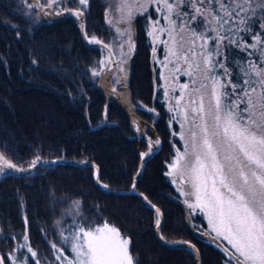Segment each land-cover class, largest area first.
Here are the masks:
<instances>
[{
	"label": "trees",
	"instance_id": "1",
	"mask_svg": "<svg viewBox=\"0 0 264 264\" xmlns=\"http://www.w3.org/2000/svg\"><path fill=\"white\" fill-rule=\"evenodd\" d=\"M180 11L189 14L180 18L189 27L197 32L204 29L190 22V3L182 5ZM104 12L103 0H89L85 15L88 31L102 34ZM263 12L259 7L256 15ZM148 16L155 17L153 8L136 20L134 51L124 80L130 97L140 100L157 115L153 128L158 147L142 156L148 147L147 138L137 134L129 112L117 100L108 99L87 76L86 67L100 55L102 47L90 45L69 15L41 22L32 33L22 28L11 29L8 22L24 25L25 19L0 0V153L20 166L29 165L37 157L64 159L38 166L33 173L9 172L0 177L2 264H14V254L22 256L25 244L37 252L48 249L47 237L72 199H80L85 216L104 217L126 235L135 264H236L220 243L197 233L208 229L207 221L201 212L187 210L168 173V162L183 147L181 133L185 130L180 127L182 110L167 101V81H163L152 58L146 31L150 24ZM249 24L252 28L238 31L237 36L223 30L227 38L219 46L221 55L213 59L224 63L231 72L228 79L234 84L247 78L242 71L238 72V60L245 68L249 61L264 64L258 49L242 46L251 44L252 34L260 29L256 16ZM176 35L177 40L182 36ZM231 40H237L241 46L230 43ZM167 44H160L159 57L169 55ZM179 44L183 49L190 46L184 40ZM195 47L200 49L199 44L195 43ZM209 48L212 50L214 45ZM198 61L200 70L192 76L185 67L173 69L176 84L171 97L181 95L179 86L185 82L189 85L188 93L200 87L203 59L199 57ZM173 65L170 63L167 70ZM222 78L227 80L224 75ZM203 81L207 86L211 83ZM201 92L204 97L211 94L207 88ZM193 95L198 100L199 94ZM186 97L189 96L184 93V100ZM230 99L235 100L236 94ZM145 115L148 116L147 111ZM157 210L162 219L159 233ZM176 241L193 242L200 258L190 248L165 244Z\"/></svg>",
	"mask_w": 264,
	"mask_h": 264
},
{
	"label": "snow or ice",
	"instance_id": "2",
	"mask_svg": "<svg viewBox=\"0 0 264 264\" xmlns=\"http://www.w3.org/2000/svg\"><path fill=\"white\" fill-rule=\"evenodd\" d=\"M55 3L57 0H50L47 6L51 7ZM79 3L86 5L87 0H79ZM188 3L193 6L190 22H195L197 28L203 27L205 31L197 32L188 25H180V31L188 27L191 33L190 46L183 49L175 37H172L177 26L171 20V14L188 16L186 12L177 11L180 5ZM205 3L209 6L207 9L203 7ZM244 3L248 9H252L251 0H244ZM164 4L169 13L166 18L170 27L159 31H167L172 43L178 45L176 50L169 51V55L175 56L177 60L182 59L188 65L190 76L200 70L197 58L203 57V80L212 82L207 107L204 93L201 92V89L207 88V84L202 82L200 87L192 88L183 109L181 101L184 100V93L189 85L179 86L181 96L176 101V109L183 111L185 121H190L191 150L177 152L170 165L173 169L170 175H178L190 185L191 191L187 195L195 196V203L190 204V207H198L206 212L212 231L218 238L226 240L234 250L231 256L236 264H264V64L247 62V67L241 69L247 78L240 84L232 83L231 79L221 81L212 75L219 67L224 70L225 77L231 76L224 63L214 61L213 56L221 55L219 46L227 38V34H220V29L239 15L234 14L233 4L240 12L248 9L243 4L235 3V0H164ZM214 4L218 8L213 7ZM258 6L264 10V2ZM135 7L143 6L122 0L120 10L130 18ZM75 15L80 16L82 13L78 11ZM213 23L217 25L216 28L211 27ZM240 23L246 24L247 19L241 17ZM261 27L264 28V25ZM212 31L217 35L214 38V48L208 50L206 45L213 38L207 33ZM231 31L229 28L228 32ZM148 34L155 36V32ZM197 40L202 41L199 53L195 51ZM253 40L254 43L242 46L258 49L264 57V39L260 34H253ZM93 42L99 43L95 38ZM230 43L241 46L237 40H231ZM129 44L134 47L131 41ZM189 53L193 60H197L195 65L190 63ZM164 66L167 67V63ZM194 93L199 94L198 100ZM233 94H236L235 100L230 99ZM241 104L245 107L241 108ZM156 144H159L158 140ZM152 148L153 145L150 144L149 152L142 156H147ZM39 160L37 157L30 167H35ZM6 168L26 171L23 168L17 169L14 163L0 154V173H4ZM156 223L159 225V220ZM65 242L70 244L72 252L75 253L69 264H135V258L129 251V239L121 237L118 229L108 223L93 226L85 222L77 226L70 238L65 237ZM32 255L35 256L36 253L33 252ZM2 259L0 258V264Z\"/></svg>",
	"mask_w": 264,
	"mask_h": 264
},
{
	"label": "rangeland",
	"instance_id": "3",
	"mask_svg": "<svg viewBox=\"0 0 264 264\" xmlns=\"http://www.w3.org/2000/svg\"><path fill=\"white\" fill-rule=\"evenodd\" d=\"M8 7L19 14L21 17L25 19V24L21 25L15 22H8V25L11 29H25L29 33H32V31L41 23L44 21H52V20H58L61 19L67 15L72 16L78 26L81 28L83 36L87 42H89L90 45H96L101 46L102 50L100 52V55H97L93 58L91 63L86 67L87 70V76L92 81L93 85H97L100 87V89L103 91L105 96L108 99H115L117 100L121 106L127 110L130 114V117L132 119L133 126L139 134V136H143L147 138L148 140V147L145 152H149V146L150 144L153 145L152 151L157 149L158 144H156V141L158 138L155 135V130L153 128V123L157 117L155 111L149 109L138 99H134L130 97L129 91L127 87L124 84V80L127 77L128 71H129V64L132 60L134 47H130L129 41H131L132 45H135V38H136V20L139 16H141L144 13H147L151 10V8L154 9L155 17L152 19L149 17V25L147 26V35L149 38V42L151 45V52H152V58L156 61L157 66L160 68V75L163 79V81H167L165 88V92L168 94L166 95L167 101L171 104H173L176 107V101L181 96L179 95L177 98L171 97V91L172 86L176 84V81L173 77V69L185 67L187 69L188 65L185 64V62L181 60H177L175 56H170L168 54H164L162 57H159L158 55V48L161 43H164L167 41V50L168 52L170 50H176L178 45H174L172 43V38L170 37L169 33L167 31H159V29H166L170 27L169 20L166 18L168 17L169 13L167 8L165 7L164 0H127V3L133 4V5H142L143 7H135L133 10L132 16L129 18L127 17L121 10L120 6L122 3V0H103L105 5V12H104V24L102 27H100L102 34L96 32V31H88L86 29L85 25V15L87 13L89 0H87L86 5H81L79 3V0H57V3L52 4L51 7H48L47 5L50 3V0H4ZM169 2H172V0H169ZM231 2V0H229ZM264 2V0H251L252 9H248L247 4L244 3V0H235V3L243 4L246 9H248L245 12H240L238 8H235V4H233L234 14L239 13L238 16L235 17V19H231L229 21V24H226L227 28H231L232 32H230L233 36H237V29L239 31H244L246 28L250 29V22L252 19L256 16L259 22L260 29L263 30V33H260V29L257 32H254L253 34H260L261 38L264 39V28L261 27V25H264V12L262 15H256V11L259 8V4ZM181 6L178 8V12H181ZM218 8L217 5H213V7ZM190 7L193 9L192 4L190 3ZM205 9H207L209 6L207 3L203 5ZM254 9V11H253ZM81 12L82 15L77 16L75 15L76 12ZM193 14V13H192ZM223 15V13H220ZM245 17L247 19V24H241L240 18ZM160 18H162V23L160 22ZM182 18V15H177L176 13L171 14V20L175 23L177 26V30L172 33V37H175L177 40L176 34H181L182 38H179L177 41L180 43V40H184L187 42L191 41V33L188 30V27H185L183 31H180V25H187V21L180 19ZM155 24V28H153V25ZM248 25V26H247ZM212 28H216L217 25L213 23L211 25ZM225 27V25H224ZM220 29V34L224 35V31H227L228 29ZM178 31V32H177ZM205 31V29H200L199 32ZM149 32H155V36H150ZM229 33V34H230ZM211 35L213 39H210L208 41V44L206 45V48L208 50H211L209 46L214 45V38L216 37L217 33L215 31H212L210 33H207ZM253 34L251 39V44L254 43L253 40ZM93 38H95L96 41H99V43H103V45L93 42ZM202 41L197 40L196 44L201 45ZM180 45V44H179ZM183 48V47H182ZM196 48V47H195ZM197 53L200 52V49H195ZM203 59V57H201ZM216 57L213 56V59ZM199 60V57L197 58ZM240 60H243L242 58ZM189 61L192 63L193 60L191 57V53L189 54ZM215 61V60H214ZM167 63V67L172 65L175 66L172 69L167 70V67L164 66V64ZM242 61L238 60L237 68L238 72H241L245 66L242 64ZM184 64V65H183ZM223 69L217 67L215 72L212 73V75L216 76L221 81H224L222 78L223 76ZM97 73V74H94ZM243 73V72H242ZM166 75L168 77H166ZM178 77V73L177 76ZM255 79V77H253ZM202 78L198 79V84L200 85L202 82L204 83ZM228 80V77H227ZM184 84V83H183ZM186 84V82H185ZM212 82L209 86H207L208 91H211ZM185 94H188V90H185ZM189 97H186L185 100L182 101V107L187 101ZM210 99V95H207L204 97L205 105H208V101ZM174 109V106H173ZM146 111L148 112V116H146ZM183 119V126L180 125L182 130H185L181 133L182 139H183V147L181 150H177L175 155L172 156L171 160L168 162V173H173V169L170 167V165L173 163L177 152L180 153L191 150V138H190V128L191 124L190 121H185L183 118V111L182 115H179ZM185 124V125H184ZM198 131V130H197ZM150 152V153H151ZM1 154V153H0ZM4 159L11 161L7 159L3 155ZM36 159V158H35ZM33 159V161L35 160ZM64 159H40L39 163L36 164L35 167H30L32 162L27 166H20L15 164L17 166V169L23 168L26 169V172L33 173L36 169V167L41 165H47V164H55L58 161H62ZM9 172H22L18 171L16 169H5L4 173H0V177H2L4 174ZM172 180L174 184L177 186L181 196L184 199V203L186 205V208H193L190 207V204L195 203V196H189L187 195L188 192L191 191L190 185L184 180L181 179L180 176L171 174ZM104 186V184H103ZM193 210H197L201 212L204 216V218L207 221L208 229L197 231V233L201 236L207 237L208 239L219 243L225 242V244L229 247L231 245L228 244L226 240H224L222 237L218 238L215 234V232L212 231L211 226L208 222V217L205 211L201 210L200 208H193ZM159 220V224L162 225V219L159 217V211L156 212V222ZM87 222L88 224H91L93 226H101L104 223H108L109 226L116 227L114 224L106 220L104 217L100 218H89L88 216H85L81 209V201L80 199H72L67 207L62 211V214L59 218L56 219L54 223V230L49 235L48 242L49 247L46 250L40 249L35 250L33 249L29 244L26 245V251L23 253L22 256H18L14 254V264H69L70 260H73L75 257V253L72 252L70 244L65 242V237L70 238L72 232H74L77 229V226L84 224ZM121 237H126L119 229ZM46 234V232H45ZM31 249V251H30ZM232 249V248H231ZM35 252L36 255L33 256L32 253ZM59 257V258H58ZM229 257L236 263V261L232 258V256L229 254Z\"/></svg>",
	"mask_w": 264,
	"mask_h": 264
},
{
	"label": "water",
	"instance_id": "4",
	"mask_svg": "<svg viewBox=\"0 0 264 264\" xmlns=\"http://www.w3.org/2000/svg\"><path fill=\"white\" fill-rule=\"evenodd\" d=\"M99 44L103 45V43H99ZM160 227H161V224L157 225L158 233H159ZM165 244L168 247H173V248H178V247L190 248L193 250L196 258H200V252H199L198 248L191 241H176V242H169V243H165Z\"/></svg>",
	"mask_w": 264,
	"mask_h": 264
},
{
	"label": "flooded vegetation",
	"instance_id": "5",
	"mask_svg": "<svg viewBox=\"0 0 264 264\" xmlns=\"http://www.w3.org/2000/svg\"><path fill=\"white\" fill-rule=\"evenodd\" d=\"M219 243L224 247V249L226 250L228 256H229V254L231 255V252H232V251H234L233 249L230 250L229 248H227L225 242H220V241H219ZM234 260H235V259H234Z\"/></svg>",
	"mask_w": 264,
	"mask_h": 264
}]
</instances>
